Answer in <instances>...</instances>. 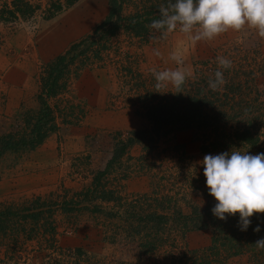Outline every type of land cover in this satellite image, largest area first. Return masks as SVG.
<instances>
[{"label": "rangeland", "instance_id": "374dc122", "mask_svg": "<svg viewBox=\"0 0 264 264\" xmlns=\"http://www.w3.org/2000/svg\"><path fill=\"white\" fill-rule=\"evenodd\" d=\"M2 1L0 7L6 3ZM64 1H58L60 9L51 17L59 25V17H56L70 6L64 5ZM141 1L125 0L122 15L131 14L140 7ZM22 2L31 8L35 5L33 0ZM44 2L37 1L41 6ZM90 8L94 10L92 13H89ZM80 9L81 15L76 17L81 20L80 23L77 19L80 28L77 35L73 38L67 34L61 49L55 48L50 56L36 57L35 72L29 73L30 78L25 87L22 86L25 91H19L22 95L14 102L12 99L9 103L7 99L10 89L2 76L5 70H0V212L9 209L17 213V216L9 217L11 222L8 219L1 226L0 264H264V254L246 253L225 258L224 253L219 252V256L211 257L212 228L183 229L177 226L172 215L175 210L187 215L191 207L203 208L214 201L208 195L203 167L198 163L205 155L232 149L252 155L264 153V37H260L255 29L246 26L238 32H225L211 41L184 45L185 63L192 69L193 76L183 89L203 97L209 112L208 125H217L222 131L194 128L174 132L157 140L149 154L134 145L137 154L129 148L105 175L107 188L122 199L137 203L134 213L139 217L147 212L172 215L171 221L159 231L143 218L145 226L139 228L138 235L125 236L120 231L113 235L115 221L105 217L110 211L109 203H97L102 214L83 210L64 212L60 207L70 199L76 201L73 195L88 186L96 171L104 169L108 160L105 164L103 161L111 156L116 134L124 140L127 132L146 128L142 115L145 103H153L175 91L169 85L158 93L151 69L176 67L169 54L184 39L178 31L164 39H154L158 34L153 29L143 37L119 32L108 42L74 51L75 57L62 73L60 86L53 96L46 97L50 110V121L45 125L46 136L32 148L3 151L1 142L5 139L14 142L27 138L34 114L39 109L37 96L48 66L83 39L91 36L86 43L95 41L92 33L107 15L108 0H93L92 3L86 0ZM89 14L95 16L93 22L89 20ZM36 19L42 20L40 10L25 18L16 14L14 19L7 18L3 23L11 26L21 21L29 32L36 33L45 26L36 27ZM49 26L52 28L53 25ZM66 27H69L68 33L73 29L70 28L72 24ZM38 35L39 32L37 38ZM59 39L57 33L56 42ZM155 50H159V56L154 55ZM217 56L227 57L232 66L221 69L226 83L220 90L212 91L208 81L214 79L218 70ZM20 65L27 66L26 63ZM85 77H91L94 84L105 89L103 111L108 116L113 115L118 126L104 128L101 132L96 128L83 139L85 148L78 154L69 157L75 147L67 148L70 150L68 170L65 174L57 173L54 165L42 163L43 156L38 152L43 148L48 151L49 143H52L54 153L64 155L61 140L67 135L68 128H81L84 118H88L90 110L76 93L79 82ZM253 118L256 122L252 123V133L256 131L260 140L254 151L240 145L233 132V127H241L240 124L252 122ZM99 158L102 166H91L92 161ZM59 163L62 166L66 161L62 159ZM51 202L57 203L54 207L57 208H51L50 213L47 204ZM79 205L91 208L93 203L80 202ZM27 208H34L30 211L32 214H37L40 209L38 218L16 219L26 213ZM48 213L51 214L49 218ZM49 226L54 228L52 237L46 232ZM147 241L155 246L152 250L139 248Z\"/></svg>", "mask_w": 264, "mask_h": 264}, {"label": "trees", "instance_id": "16d2710c", "mask_svg": "<svg viewBox=\"0 0 264 264\" xmlns=\"http://www.w3.org/2000/svg\"><path fill=\"white\" fill-rule=\"evenodd\" d=\"M37 1L38 0H33V5H35L32 8L24 4L22 0H11L9 4L4 3L0 7V22L5 23L7 18L14 19L16 14L25 18L38 10H40L42 20H47L60 9V4H58L59 0H45L46 3L44 2L43 6L37 3ZM74 1L76 0H65L64 5H71ZM124 1L125 0H108L107 15L92 33L95 37V41L86 43L91 36H89L88 39H83L81 42L74 44L64 55L56 57L48 66L46 75L41 79V88L37 96L39 109L34 114V123L32 127L30 126L29 128L27 138H22L14 142H10V138L5 139L3 143L1 142L3 151H16L24 149L27 146L32 148L46 136L48 131H45V125L50 121V110L46 102V97L53 96L60 86L59 82L62 73L65 72L67 66L72 63L75 57V55H73L74 51L79 50L81 47L85 49L95 43L101 44L102 42H108L110 38H113L119 32H124L131 37L145 36L151 29L149 25L153 19L158 18V8L160 4L166 2V0H142L140 7L134 9L131 14L123 16L122 4ZM147 3H149V5H147ZM153 100H155V98ZM206 107L207 105L203 97L199 94L191 95L184 89L182 93L176 94L174 91L168 97H161L153 103H145L142 108V115L146 121V128L127 132L124 140L120 139L119 135L116 134L115 141L111 148V156L105 164L104 169L102 171H96L88 186L73 195L76 201L70 199L69 201L63 202L60 209L64 212H77L83 210L92 214H102L103 210L98 207L99 205H97V203H109L111 204L110 211L105 213V217L115 221L116 226L112 234L115 235V231H120L124 233L125 236L138 235L140 232L139 228L145 226V224L142 223L143 218L146 223L153 224L152 228H155V231H159V228L165 226L170 220L169 217L173 215L175 222L178 223L177 226L183 229L194 231L208 227L212 228L211 257L219 256V252L224 253L225 258L246 253L255 254L257 256L264 254V248H258L255 244L257 240L264 238V214H254L250 218L251 224L246 231H241L238 227V214L227 216L224 221L213 216L211 209L215 206V200L203 208L191 207L187 215L175 210L172 212V215L147 212L144 216L139 217L137 213H134V206L137 203L135 204L133 203L134 201L122 199V197L115 194L113 190L107 188L104 181L105 175L108 174L113 164L118 162L121 156L134 145H139L145 154H149L151 146L157 140L165 138L174 132L194 128H211L214 132L217 130L222 131V128L217 125H208L209 112ZM254 122H256L255 118H253L252 122L249 121L248 123L240 124L241 127H233L235 140L240 145L245 146V148H251L253 151L257 149L260 143L259 137L255 133L256 131L252 133V130H254L252 123ZM262 136L264 137V132ZM80 202H87V204L93 203V205H91V208L89 205L80 206ZM47 205H49V210L51 208L52 210L57 208H54L57 205V203L54 202L48 203ZM40 207L41 206H39V208ZM34 208H27L26 213L21 216L19 215L16 219H20L21 221L35 219L37 215H40V209L37 214H32L30 211L34 210ZM119 210H121V213ZM51 212L50 210V213ZM50 213H48V218L51 217ZM13 216H17V213L9 209L5 212H0V229L9 217L11 218ZM257 225H259L260 231L254 232L253 229L256 228ZM46 232L52 237L54 228L49 226ZM154 241L156 240L154 239ZM154 247L155 246L150 241H147V243L143 244L141 247L139 246V248H144L146 251H150Z\"/></svg>", "mask_w": 264, "mask_h": 264}, {"label": "clouds", "instance_id": "9594fccd", "mask_svg": "<svg viewBox=\"0 0 264 264\" xmlns=\"http://www.w3.org/2000/svg\"><path fill=\"white\" fill-rule=\"evenodd\" d=\"M158 14L149 25L158 34L154 39L167 38L177 31L184 38L169 54L175 68L151 69L158 93L169 85L176 94L182 93L183 86L193 76L192 69L185 63L184 45L211 41L246 26L264 37V0H166L160 4ZM154 55L159 56V50H155ZM216 63L218 70L214 79L208 81L212 91L220 90L226 83L221 69L232 66V61L224 56H217ZM198 163L203 167L208 195L216 201L211 209L213 216L224 221L227 216L238 214V227L246 231L254 214H264V153L252 155L232 149L205 155ZM253 231L259 232V225ZM255 244L264 248V238Z\"/></svg>", "mask_w": 264, "mask_h": 264}, {"label": "crops", "instance_id": "0c3cea01", "mask_svg": "<svg viewBox=\"0 0 264 264\" xmlns=\"http://www.w3.org/2000/svg\"><path fill=\"white\" fill-rule=\"evenodd\" d=\"M85 1L86 0H77L73 5L71 4L72 6H68V9L65 12L62 11L56 17H59V22L61 25H59L58 22L54 23L53 20L55 18H50L45 21L36 19V27L40 26L43 28V25H45L41 31H37L36 33L35 31H32L33 33L31 31L29 32V30L26 29L24 22L21 21H17V23L11 26L0 22V70H5L2 76L4 82L8 83L9 85L10 90L7 96L9 103L12 99L14 102L16 97L18 98V96L22 95L18 94L19 91H25L22 86L25 87L27 80L30 78L29 73L35 72L34 68L36 67V57L44 54L50 56L51 53L55 52V48L61 49L60 46H62V41H66L67 34L73 38L77 35V32L80 28L77 21L78 18L76 17L81 15L80 13L82 9L80 8L85 6ZM87 1L91 3L93 2V0ZM2 2L8 3V0H3ZM93 11L94 10L92 8L89 9V13H92ZM94 17V15L89 14L90 21L93 22ZM78 20L81 23V20ZM46 22L49 25H53V29L48 24H45ZM69 24H72L73 27L70 28L73 29H71V31L68 33L66 30L69 27L66 26ZM38 32L39 35L37 38ZM57 33L58 37L60 38L58 42H56ZM25 63L27 65L25 68L20 65ZM79 83L80 86H77L76 93L84 101L87 110H90L88 118H84L81 128H68L67 135L64 137L63 141L61 140V143L64 146V155H62V153L56 155V153H54V151L51 149L53 147V145L51 146L52 143H49L50 146L48 151L43 148L38 152L39 155L41 153L43 156L42 163L49 166L54 165V169L57 173L64 172L65 174V172L68 170L67 165L69 162V157L75 155L73 153L78 154L77 152H81L83 147L85 148V142L83 139L87 137L86 135H89L90 133L93 134L96 128L97 132H101V130L104 128L110 129L113 127L117 128L118 126V124L115 125V121L117 119L113 115L108 116V114L103 111L105 102V89L94 84L91 80V77H85L84 80L82 82L80 81ZM20 87L22 89H20ZM105 118H107V120ZM71 145H74L75 148L71 150L72 154L68 157V153L70 151L68 149L71 147ZM130 149L137 154L135 146H132ZM62 159H65L66 164L61 166L59 161H62ZM107 160L108 158L103 161V164H105L104 162ZM91 166H102L101 158L92 161Z\"/></svg>", "mask_w": 264, "mask_h": 264}]
</instances>
